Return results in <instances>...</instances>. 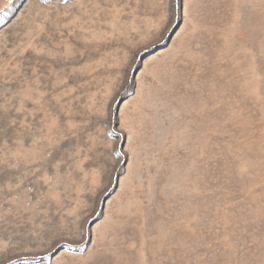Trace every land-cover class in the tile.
<instances>
[{"label":"rangeland","instance_id":"1","mask_svg":"<svg viewBox=\"0 0 264 264\" xmlns=\"http://www.w3.org/2000/svg\"><path fill=\"white\" fill-rule=\"evenodd\" d=\"M0 264H264V0H0Z\"/></svg>","mask_w":264,"mask_h":264}]
</instances>
